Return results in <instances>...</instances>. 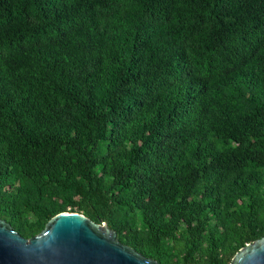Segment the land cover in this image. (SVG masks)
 <instances>
[{
  "label": "trees",
  "instance_id": "obj_1",
  "mask_svg": "<svg viewBox=\"0 0 264 264\" xmlns=\"http://www.w3.org/2000/svg\"><path fill=\"white\" fill-rule=\"evenodd\" d=\"M65 212L159 264L264 237V0H0V220Z\"/></svg>",
  "mask_w": 264,
  "mask_h": 264
},
{
  "label": "water",
  "instance_id": "obj_2",
  "mask_svg": "<svg viewBox=\"0 0 264 264\" xmlns=\"http://www.w3.org/2000/svg\"><path fill=\"white\" fill-rule=\"evenodd\" d=\"M0 264H159L119 242L116 232L79 213H60L24 239L0 220ZM231 264H264V237L246 245Z\"/></svg>",
  "mask_w": 264,
  "mask_h": 264
}]
</instances>
